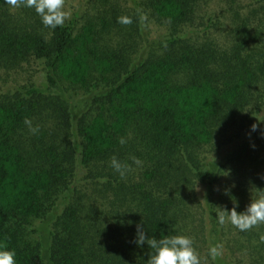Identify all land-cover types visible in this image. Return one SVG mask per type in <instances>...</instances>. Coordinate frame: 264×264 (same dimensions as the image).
Returning <instances> with one entry per match:
<instances>
[{"label":"trees","instance_id":"trees-1","mask_svg":"<svg viewBox=\"0 0 264 264\" xmlns=\"http://www.w3.org/2000/svg\"><path fill=\"white\" fill-rule=\"evenodd\" d=\"M87 1L90 9L51 29L33 9L0 0V72L41 61L47 83L0 94V245L16 264H146L137 225L157 240L184 235L197 183L215 245L223 227L211 199L225 170L238 213L264 191V125L254 117L264 95V0L236 8L218 43L191 35L202 0ZM149 20L168 33L136 55ZM70 87L80 90L75 104ZM239 120L240 140L207 158ZM77 163L93 168L97 204L75 194ZM236 230L240 264H264V224Z\"/></svg>","mask_w":264,"mask_h":264},{"label":"rangeland","instance_id":"rangeland-1","mask_svg":"<svg viewBox=\"0 0 264 264\" xmlns=\"http://www.w3.org/2000/svg\"><path fill=\"white\" fill-rule=\"evenodd\" d=\"M227 1L228 0H202L200 2L196 17L197 24L191 27V35L195 36L197 41L203 40L206 37H210V39L215 40L217 43L228 39L230 27L232 26V12L237 8L239 12L244 13L251 8L252 4H255V0H238L237 5L231 6ZM126 3L129 7L130 3L128 1H126ZM240 4L242 5V9H240ZM65 9L71 13L70 18H72L76 13L85 9H90V5L87 0H65ZM167 33L168 29L166 26L159 25L151 20L147 21L142 27V31L139 33L140 37L137 44L136 55L142 52L148 44L164 38ZM43 71V64L41 61H30L29 63H25L22 68L8 71V73L1 71L0 94L15 90L21 85H29L30 83L36 85L47 84L43 77ZM79 92L80 90H75L72 87L64 90L65 97L69 99L72 104H75L79 100L76 95V93ZM259 103L260 106H258L257 111L254 112V117H256L259 125H264V95ZM251 120L247 122L248 125H252L253 122H250ZM239 140L240 120L237 121L236 125L234 124V126L228 129L225 137L221 136L216 138L214 144L207 148V158H220ZM92 170L93 168L91 166L86 167L77 163L71 180L72 187L78 191L75 194H87V197L83 198V200L89 205L97 204V200H99V196L92 191L93 184L91 180L96 179V177H92L91 175L88 177L89 172ZM98 178L99 177H97V180ZM233 184L234 179L230 177L229 169H226L214 185L211 199L212 208L230 210L235 207L234 202L236 201L230 200V190ZM204 194V185L197 183L193 189L192 199L187 201V206H189L192 215H190L189 220L185 219V221L182 222V224H184L183 232L185 236L193 240V247L199 254L201 264H217L218 259L212 260L208 254L209 247L211 246V238L209 232V214L204 203ZM61 199L62 198L59 199V202ZM222 227L223 230L219 231L218 240L215 243L223 245L221 257L224 259L225 264H240V234H237L235 227L228 222L222 225ZM236 236L239 238H236Z\"/></svg>","mask_w":264,"mask_h":264},{"label":"clouds","instance_id":"clouds-1","mask_svg":"<svg viewBox=\"0 0 264 264\" xmlns=\"http://www.w3.org/2000/svg\"><path fill=\"white\" fill-rule=\"evenodd\" d=\"M5 3L13 9L20 7L31 8L40 17L41 23L51 29L63 27L66 20L70 19L71 13L65 9V0H5ZM117 22L123 25H130L132 19L128 16L117 18ZM30 131H37L31 127V122L26 120ZM256 124L251 126L255 131ZM123 144L125 141L120 140ZM139 163V161H135ZM111 166L124 176L123 167L115 157L111 159ZM217 221L220 225L226 222L233 225L240 231H248L253 227L264 224V191L258 190L256 198H251L246 210L238 213L233 207L230 210L217 208ZM135 243L147 244L151 252L148 253L146 264H201L199 254L193 247V240L184 235L165 236L162 239L150 238L146 235L144 228L137 225ZM223 245L215 244L209 247V256L216 260L222 256ZM0 264H16L14 251L8 249L7 245H0Z\"/></svg>","mask_w":264,"mask_h":264}]
</instances>
